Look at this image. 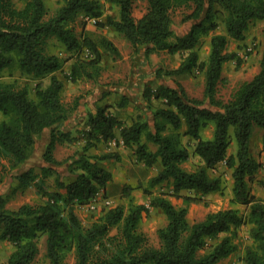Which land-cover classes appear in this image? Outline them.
Returning a JSON list of instances; mask_svg holds the SVG:
<instances>
[{"label":"trees","instance_id":"trees-1","mask_svg":"<svg viewBox=\"0 0 264 264\" xmlns=\"http://www.w3.org/2000/svg\"><path fill=\"white\" fill-rule=\"evenodd\" d=\"M145 1V13L135 19L132 0H115L118 18L107 17L99 26L121 35L135 56L142 49L145 59L159 52L189 53L176 69H156L155 78L181 77L198 68L204 73V99L188 98L179 83L176 88H146L143 99L153 116V130L146 118L138 117L131 125H124L106 108L97 107L94 114L88 115L89 129L82 151L68 165L75 178L65 182L55 166L66 161L56 160L54 152L58 144L73 140L71 133L62 131L60 126L76 110L79 99L71 107L63 104L64 81L57 76L63 61L47 54L45 45L48 39L55 38L67 51L76 50L80 43L73 22L80 14L100 18L102 5L98 0H63L56 13L45 19V0H27L21 8L10 0H0V72L16 65L22 75L40 81L32 98L27 87L15 88L11 83L0 82V170H19L25 165L34 155L36 140L48 130L40 156L44 163L40 174L32 170L19 174L16 190L35 186L41 191L44 180L51 176L56 187L42 193L45 199L41 203L23 204L16 210L7 209L8 197L0 196V241L13 246L5 264H31L38 254L39 235L46 236L49 264H65L70 253L75 255L74 264H218L236 252L229 235L232 229L246 224L251 226L252 244L245 249L243 262L264 264V203L251 195L247 186V181L263 168L251 155L250 139L254 127L260 129L264 152V27L258 73L241 83L228 101L217 97L219 85L226 82L223 66L237 57L226 51L228 42L244 41L253 23H264V0ZM179 9L189 10L182 22H191L188 32L181 37L175 35L172 22V13ZM218 17L222 19L224 34L215 33ZM204 37H209V53L207 61L198 64L197 48ZM104 45L119 56L110 41ZM88 65L92 71L86 69ZM99 71L96 61L88 64L76 60L65 79L95 81ZM46 78L48 84L43 85ZM125 101L121 97L120 107ZM151 102L160 106L153 109ZM208 125L213 126V134L205 139L200 133ZM183 126L186 131L182 135L194 141L192 153L180 141ZM231 128L236 145L234 155L227 154ZM116 131L124 148H134L137 161L146 167L158 165V173L150 179L149 186L170 181L175 195L182 191L202 195L219 192L221 180L211 177L209 170L224 162L232 172L231 203L247 207V214L229 208L208 213L202 221L190 224L187 207L194 200L192 197H183L184 206L176 208L165 197L155 196L150 207L160 210L167 220L157 231L158 248L148 246L138 232L141 214L146 211L142 205L130 203L127 213L122 206H116L84 227L75 208L87 204L111 181L112 174L99 162L118 159L109 152L92 155L89 151L116 139ZM191 155L197 156L202 165L189 172L181 165ZM115 228L117 235L110 237Z\"/></svg>","mask_w":264,"mask_h":264},{"label":"rangeland","instance_id":"rangeland-1","mask_svg":"<svg viewBox=\"0 0 264 264\" xmlns=\"http://www.w3.org/2000/svg\"><path fill=\"white\" fill-rule=\"evenodd\" d=\"M16 8H21L27 0H10ZM102 5V16L100 18H90L83 14L77 16L72 26L74 34L79 40V47L74 51H67L65 47L58 42L55 38L48 39L45 45V52L49 55H56L63 61V66L57 76L64 81V91L62 93L63 104L67 107H71L73 104L72 95L74 93L78 95V99L93 98L94 95H106L111 94L108 88H116L122 86V80L115 78L116 74L120 73L123 69L127 70L130 64L131 72L126 75V80L129 78L134 79L135 75L142 73L146 76V68L148 65L151 67V63L141 61L140 57L136 56V59H131L128 64H122V62L116 63V60L120 58L116 56L112 49L107 48L104 43L109 41L110 33L108 28L100 27L98 23L105 22L107 17L113 19L118 18V6L115 0H98ZM63 0H45L47 9V15L45 19L53 16L58 8L61 6ZM147 9V3L145 0H132V15L135 19L142 16ZM189 10L179 9L172 13L173 30L175 35L181 37L185 35L189 28V22H182V18L187 14ZM218 27L215 33L224 34V25L221 17L217 19ZM264 27L263 22L253 23L244 41L236 42L229 40L226 51L236 54V59L224 64L222 77L226 79L225 83H222L218 87L217 97L223 102L228 101L232 92L243 82L249 81L259 71V60L262 51V29ZM117 42V41H116ZM209 37H204L201 41V45L197 48L198 64L207 61L209 53ZM112 43V42H111ZM113 44V43H112ZM114 45V44H113ZM122 51H124L123 43H119ZM118 50V49H117ZM189 53L181 52L175 55H169L168 53H157L156 59L161 65V69L172 70L176 69L180 62L184 60ZM97 56V57H96ZM76 60L83 61L84 63L91 64L94 61L97 63L99 76L95 81L88 79L77 80L71 82L65 79L68 76L72 65ZM88 71H92V68L88 65L86 67ZM133 69H136V72ZM140 76V77H144ZM151 76V75H150ZM131 79V81H132ZM165 81H169L174 88L179 83L188 98L203 100L204 96V73L198 68L192 69L189 74L181 77H163ZM48 78L42 81L43 85L48 84ZM0 82L11 83L15 88L27 87L30 97H34V89L39 80L22 75L17 66L6 69L0 72ZM155 80L151 82L150 87H142L139 91H130V95L134 97L132 99V105L127 107L131 117L144 118V115L150 116L151 112L148 109L145 101L138 104L141 96L146 88L156 89ZM129 85V83L127 84ZM134 85V84H133ZM75 87V88H74ZM130 87V86H129ZM134 87V86H133ZM120 88V87H119ZM107 90L108 92L104 91ZM118 91V90H116ZM125 91V90H123ZM118 94V93H117ZM85 96V97H84ZM77 96H75L76 98ZM89 101V100H88ZM89 103V102H88ZM151 106L155 109L160 106L158 102H151ZM121 108H125V105ZM126 109V108H125ZM149 111V114H147ZM126 113V111H122ZM127 117H130L129 115ZM186 131L185 126L180 130V141L183 145L187 146L190 153L193 151L194 141L189 136H183ZM213 134V126L208 125L206 129L201 131L200 136L205 139H209ZM43 135V134H42ZM36 140L33 157L19 170L1 169L0 177L2 182L0 183V196L8 197L6 201V208L10 210H16L23 204L36 205L44 201L43 192H51L56 190L54 183V176L46 178L42 185L41 191H38L35 186H31L24 191L16 190L17 181L16 177L28 170L34 171L36 174H40V169L44 165L40 160L41 153L44 149V142H47L48 131L46 130L45 136L43 135ZM231 141L228 148V155H234L236 152V145L234 142L233 129H230ZM75 143H68L64 145L62 149H58L54 152V156L57 155L60 161H66L60 166H55L56 171L59 173L60 178L65 182L73 181L75 173L69 172V163L76 158L77 153L82 151L83 143L82 139L75 137ZM77 142V143H76ZM112 140L108 144L97 145L91 149L89 153L92 155H102L105 153L116 154L118 159H109L103 162H99V165L112 174L111 181L106 185L105 189L99 190V192L92 198L87 204L76 206L75 212L78 218L81 220L84 227H89L93 222L100 219L103 214L116 206H122L127 213L130 203L133 205H142L146 208V211L142 212L141 219L138 224V232L141 233L147 241L148 246L158 248L160 245L157 231L163 228L167 224V220L162 212L158 209L150 207V201L155 196H163L168 199L176 208L184 206L182 198L192 197L194 200L188 205L187 220L190 224L202 221L208 213L216 212L220 210H226L229 208L239 209L240 213L246 215L248 208L240 205H233L232 200V177L231 170L227 168L224 162L217 164L213 169L209 170L211 177H219L221 180V190L212 194L202 195L194 191H182L175 195L172 192V183L165 182L155 187L149 186V181L158 173V165L152 167H146L143 162L137 161L134 148L127 149L123 145L119 146V142ZM111 144V146H110ZM118 144V145H117ZM66 146V147H65ZM102 146V147H101ZM151 150H154L152 145H149ZM94 150L98 151V154H94ZM250 152L252 157L262 164V169L247 181V186L250 194L260 199L264 203V152L262 151L261 142V130L254 127L252 137L250 139ZM201 160L191 155L189 160L182 164L181 167L189 172L194 171L198 166H201ZM251 226L246 224L238 228L232 229L229 234L232 237L233 243L236 245V252L229 257L221 260L218 264H244L243 256L245 249L252 244L250 239ZM118 230L112 229L109 233L110 237L117 235ZM224 235L221 236L224 237ZM46 236L39 235L37 239L38 254L31 264H49V260L46 258ZM13 251V246L6 241H0V264H5L9 255ZM75 255L70 253L65 264H74Z\"/></svg>","mask_w":264,"mask_h":264},{"label":"crops","instance_id":"crops-1","mask_svg":"<svg viewBox=\"0 0 264 264\" xmlns=\"http://www.w3.org/2000/svg\"><path fill=\"white\" fill-rule=\"evenodd\" d=\"M108 30H109V33L111 36L109 38V41L114 44V47L116 49H118V53H120V56H121L120 58H118L116 60V63L122 62V64L125 65V64H128V62L131 59H133V58L136 59V56L133 54L130 44L121 35L115 33L112 29L108 28ZM118 42L123 43V46L125 49L124 51H122L121 46L118 45ZM142 52H143V49L140 51V53L137 55V57H140L142 62L145 61V63H147V62L151 63V65H150L151 67H149V65H148L146 68L142 69L143 71H146V73H147L146 76L142 75V73H138L135 75L134 79L131 78L132 81L130 78L125 81V79H126L125 74L129 75L131 70H132L130 67V64H129V66H128L129 68L127 70L123 69L120 73L116 74V76H115L116 79L122 80L123 85L117 86L116 88H113V87L108 88V90L111 91V94L106 95V98H104V95H100V96L94 95L93 98H90V97H92V96H90V97H88L89 99L83 98V99L78 100L79 104L77 105L76 110H74L69 115L68 119L60 126V129L62 131L71 133V137L73 139L71 141L72 144L75 143V139H74L75 137L78 138L77 140H79V138L82 139V143L85 142L84 135L89 129L88 128V115L94 114L95 109L97 107L106 108L108 113H110L111 115L116 117L118 120L122 121L124 123V125H131L132 122L137 119L136 116L132 118L129 111L127 110V107L132 105L131 101H132V99L134 100V97L131 96L130 91H126V89H130L132 91L137 92L142 87H145V86L150 87L151 82L153 80H155L154 83H156V86L162 85V86H167L169 88H174V86H172V84H170L169 81H165L163 78H158V79L155 78V70L161 68V65H158L159 63L157 62V59H156L157 53L151 54L148 59H145ZM159 53H164V52H159ZM134 70L136 72V69H133V72H134ZM140 76H144V77H140ZM128 83H129V85H127ZM116 90H118V91H116ZM123 90H125V91H123ZM104 91L108 92L106 89ZM76 94H80V92L74 93V95H72L73 101L75 99H78V97H79ZM75 96H77V97L75 98ZM121 97H124L126 99V101H125V103H126L125 108L126 109L121 108L123 106L120 107ZM143 101H144V99H143V95H142L140 101H138V104H141ZM122 111H126V113H124ZM147 114H149V111ZM128 115L130 117H127ZM144 117L146 118V120L150 126V129L153 130V116H152V114L150 116H147V117L144 115ZM45 132H46V130H44L43 135L45 134ZM115 137H116V139H114V141H116V143L119 142V146L122 145V141H121L120 136H119V131L115 132ZM71 142H64L62 144H58L56 146L55 151L57 152L58 149H62V147H64V145H68V143H71ZM116 143H115V145H116ZM99 145H101V144H98V146ZM43 146H45V142H44ZM110 146H111V144H110ZM98 153H99L98 151L94 150V154H98ZM90 154H92V153H90ZM54 158L58 161L61 160V159L60 160L58 159L57 155L54 156Z\"/></svg>","mask_w":264,"mask_h":264}]
</instances>
